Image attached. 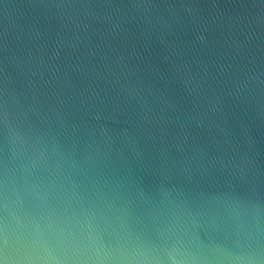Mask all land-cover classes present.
I'll return each instance as SVG.
<instances>
[{
	"label": "water",
	"instance_id": "1",
	"mask_svg": "<svg viewBox=\"0 0 264 264\" xmlns=\"http://www.w3.org/2000/svg\"><path fill=\"white\" fill-rule=\"evenodd\" d=\"M0 264H264V0H0Z\"/></svg>",
	"mask_w": 264,
	"mask_h": 264
}]
</instances>
